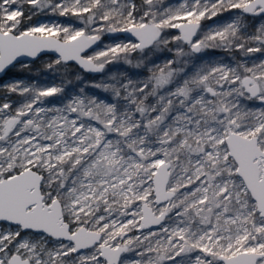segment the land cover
I'll list each match as a JSON object with an SVG mask.
<instances>
[{
  "label": "snow or ice",
  "instance_id": "snow-or-ice-1",
  "mask_svg": "<svg viewBox=\"0 0 264 264\" xmlns=\"http://www.w3.org/2000/svg\"><path fill=\"white\" fill-rule=\"evenodd\" d=\"M42 55L0 83V264H264V0H0V74Z\"/></svg>",
  "mask_w": 264,
  "mask_h": 264
},
{
  "label": "rangeland",
  "instance_id": "rangeland-1",
  "mask_svg": "<svg viewBox=\"0 0 264 264\" xmlns=\"http://www.w3.org/2000/svg\"><path fill=\"white\" fill-rule=\"evenodd\" d=\"M139 3V0H137ZM171 2H175V0H171ZM230 16L229 14H224L221 17H216L213 18L211 21H204L205 27H214L218 24L224 23L227 19H229ZM38 19L41 22H49L50 20H55L57 19L56 17H49L47 15H42L38 17ZM61 21L64 20V18H59ZM251 22V21H250ZM258 24L259 21H256ZM79 26V25H77ZM124 41V36H117L116 34H104L101 37V41L98 42V45L94 47L95 50L103 49L107 45H111L113 43H120ZM126 42V41H125ZM91 52V50H90ZM50 55V54H49ZM49 55H42L40 59H38L34 64H30L31 71H28L27 69L22 70L19 65H17L16 68L12 69L13 73H9L8 75L4 76L3 78L0 79V83H8L11 80H22L24 83H30V82H35L39 83L41 86L44 85H52V84H60L61 80L63 79L62 76L56 75L53 73H49L43 70V65L46 63L49 59ZM159 55V54H158ZM204 59L201 61L202 63L207 62L208 60H212L214 63L223 61L225 63L231 62V57L232 54L229 52H225L223 50H209L208 52L202 53L201 54ZM236 59L241 58L240 53L235 54ZM166 57H169L167 55ZM165 59V58H164ZM29 62V61H28ZM158 63H162L163 60L159 59L157 61ZM111 68L107 72V76L111 75H116L117 73H125L127 75H131L133 79H144V76L146 75V71L143 69H136L133 67H130L128 65L122 64V63H116L109 65ZM82 78H83V83L76 81L73 78V83L71 86H69V91H72L73 89L78 90L80 87H83L84 84L90 83V82H101L103 81L102 77L99 74H89L88 76L86 73H82ZM108 79V78H107ZM66 83V81H65ZM89 92H94L98 94L102 98H110L109 94L104 93L100 89H88ZM2 95V94H0ZM13 100L19 99L16 96H12Z\"/></svg>",
  "mask_w": 264,
  "mask_h": 264
},
{
  "label": "trees",
  "instance_id": "trees-1",
  "mask_svg": "<svg viewBox=\"0 0 264 264\" xmlns=\"http://www.w3.org/2000/svg\"><path fill=\"white\" fill-rule=\"evenodd\" d=\"M134 63H135V61H134ZM110 68H111V67L108 66L107 69H106V72H105L104 74H99V75H101L102 77H104L102 80H107V78H108V76H107V72H108V70H109ZM9 73H13V70H11V72H9ZM9 73L4 74L1 78H3L4 76L8 75ZM86 74H87L88 76H90L89 73H86ZM1 78H0V79H1Z\"/></svg>",
  "mask_w": 264,
  "mask_h": 264
},
{
  "label": "water",
  "instance_id": "water-1",
  "mask_svg": "<svg viewBox=\"0 0 264 264\" xmlns=\"http://www.w3.org/2000/svg\"><path fill=\"white\" fill-rule=\"evenodd\" d=\"M116 35H117V36H125V34H123V33H117ZM96 46H97V45H94L93 48L96 47ZM24 59H25L26 62H28V58H24ZM3 75H4V74H0V78H1Z\"/></svg>",
  "mask_w": 264,
  "mask_h": 264
},
{
  "label": "flooded vegetation",
  "instance_id": "flooded-vegetation-1",
  "mask_svg": "<svg viewBox=\"0 0 264 264\" xmlns=\"http://www.w3.org/2000/svg\"><path fill=\"white\" fill-rule=\"evenodd\" d=\"M160 55V59L161 60H164V58H166V56L167 55H169V57H170V54H167V53H165V54H163V55H161V54H159ZM255 56H259L260 54H254Z\"/></svg>",
  "mask_w": 264,
  "mask_h": 264
}]
</instances>
